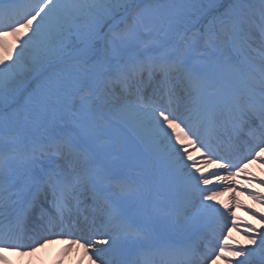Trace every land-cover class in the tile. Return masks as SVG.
Returning <instances> with one entry per match:
<instances>
[{
    "label": "snow or ice",
    "instance_id": "1",
    "mask_svg": "<svg viewBox=\"0 0 264 264\" xmlns=\"http://www.w3.org/2000/svg\"><path fill=\"white\" fill-rule=\"evenodd\" d=\"M9 35L0 252L66 238L89 264H264V214L236 199L264 206L237 185L264 188L246 172L264 168V0H0ZM182 140L216 171H188ZM234 209L260 222L247 245L224 236Z\"/></svg>",
    "mask_w": 264,
    "mask_h": 264
},
{
    "label": "bare ground",
    "instance_id": "2",
    "mask_svg": "<svg viewBox=\"0 0 264 264\" xmlns=\"http://www.w3.org/2000/svg\"><path fill=\"white\" fill-rule=\"evenodd\" d=\"M173 143L175 144V139H173ZM176 146L180 148L181 151L186 150L191 147L190 143L187 140H182L181 143ZM180 155L184 157V162L186 164L187 163L189 164L188 171H192L195 173V170L199 168V169H202L205 174H208L209 169H213L211 167V164L208 163L207 161L203 160L201 162L197 153H194V154L186 153L185 155V152H184L183 154L180 153ZM192 155H197V158L195 159V162L197 163L189 161L188 157H191ZM196 174L199 175V173H196ZM254 176L260 179H264V168L256 169L254 171ZM216 184L217 182L215 181V179H213V185H216ZM237 185L245 187L249 190L257 189L259 192H261V194L264 193V188H261L259 185L245 183V181L241 183L237 181ZM225 194L226 195L224 199L221 201V203L223 204L230 203V196L232 194L228 192H225ZM218 198H220V196H218ZM246 198H248V196L244 194H240V193L236 194V199L241 204H243L246 201ZM234 210L237 212L238 216L249 217V215L243 214L241 209L240 210L234 209ZM233 238L237 239L241 237L234 236ZM58 252L60 254L56 257H64L63 260L60 259L61 260L60 264H88V261H87L88 257L84 254V250L82 248H79L76 245H73L70 249H68L66 245H63V243H54V242L43 244V246L37 248V250L31 254L24 253L22 255H17L15 261H16V264H49L50 262L49 258L53 257L54 253H58ZM37 256L39 257L37 258ZM219 264H223V262L219 261Z\"/></svg>",
    "mask_w": 264,
    "mask_h": 264
},
{
    "label": "rangeland",
    "instance_id": "3",
    "mask_svg": "<svg viewBox=\"0 0 264 264\" xmlns=\"http://www.w3.org/2000/svg\"><path fill=\"white\" fill-rule=\"evenodd\" d=\"M8 39H12V41H13V47H10V48H15L16 46H15V38L14 37H12V36H4L3 38H0V54H1V52L3 53V52H7V49H9L8 47H6V44H5V41L6 40H8ZM6 49V50H5ZM18 50V49H17ZM56 256H58V255H56ZM51 257V258H49L50 259V262H49V264H60V262H59V260L60 259H62L63 260V258L64 257ZM58 259V260H57Z\"/></svg>",
    "mask_w": 264,
    "mask_h": 264
}]
</instances>
